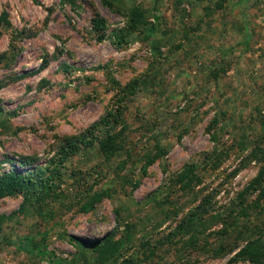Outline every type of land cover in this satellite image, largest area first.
Here are the masks:
<instances>
[{"label":"rangeland","instance_id":"1","mask_svg":"<svg viewBox=\"0 0 264 264\" xmlns=\"http://www.w3.org/2000/svg\"><path fill=\"white\" fill-rule=\"evenodd\" d=\"M75 4L0 0V173L5 157L43 166L93 128L115 134L112 153L83 145L51 194L0 197V264H50L18 250L22 236L60 264H253L232 258L250 240L264 246V0ZM120 99L122 125H101ZM259 169V196L239 197ZM109 232L98 250L72 240Z\"/></svg>","mask_w":264,"mask_h":264},{"label":"trees","instance_id":"2","mask_svg":"<svg viewBox=\"0 0 264 264\" xmlns=\"http://www.w3.org/2000/svg\"><path fill=\"white\" fill-rule=\"evenodd\" d=\"M61 3H66L71 7H74L75 0H60ZM140 18V14L138 12L131 13L129 17V25L130 28L135 27V22ZM0 22L8 24L6 20V12H0ZM92 23L94 24V28H102L103 22L98 18H93ZM147 32L151 33L154 29L152 23H149ZM124 28H121V31ZM113 33V39L116 41L115 43L123 44L126 43L125 37L126 33L123 31L122 34ZM63 69L66 71L68 66L63 64ZM122 100H118L116 102L115 107L106 113L108 117L103 120L102 117L101 125L104 126H112L117 123L122 125V121L119 117V109L121 107ZM95 125V124H94ZM95 127V126H93ZM98 128H93L92 130H85L79 133L77 136L67 137L63 139L57 146L56 150L53 154L47 159L43 166L32 165L30 160L27 157L20 156L18 158H8L5 157L4 160L11 163L10 168L0 173V197L6 195L20 194L23 198V201H27L29 199L35 198L37 200H41L44 196L51 194L54 191V187L57 182L60 180V171L58 168L62 167V164L66 159L71 157L73 154L77 152L83 145L86 147L91 146L94 142H97L98 145L104 150V155L109 156L112 153V145L114 142L113 133H109L108 131L105 134H102L100 137L97 135ZM157 153L163 154V150L157 148ZM151 161V160H150ZM189 166H187V169ZM188 171H184L179 180L183 182V185L187 188L190 186L192 182V178L187 176ZM263 171L261 169L258 170V173L251 178L246 186L238 192L239 197H242L245 194H250L251 192L257 191V196H259L260 189L258 186L260 185ZM200 180L196 181L199 182ZM103 194L101 192H93L85 197V200L80 204L79 210L83 212H88L93 209L95 203L101 198ZM198 215L195 213H191L188 215L189 223L193 221L196 222L198 220ZM111 232L102 236V238L98 240L89 241L86 239H80L77 237H73V241L77 247H85L89 250H98L102 246H106L110 242ZM15 247L18 250L26 251L29 253H39L40 256H43L50 264H60L58 258L55 256H48L47 253L41 249L39 246H34L31 242V239L28 236H22L15 240ZM261 256H264V246L259 240H250L242 245L239 248L232 260L236 261L237 259H245L248 258L253 264L261 263Z\"/></svg>","mask_w":264,"mask_h":264}]
</instances>
